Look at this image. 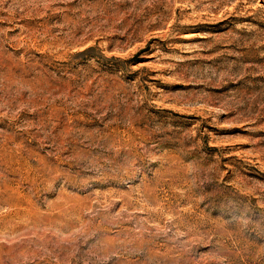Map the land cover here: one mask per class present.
Here are the masks:
<instances>
[{
    "label": "rangeland",
    "instance_id": "rangeland-1",
    "mask_svg": "<svg viewBox=\"0 0 264 264\" xmlns=\"http://www.w3.org/2000/svg\"><path fill=\"white\" fill-rule=\"evenodd\" d=\"M0 264H264V0H0Z\"/></svg>",
    "mask_w": 264,
    "mask_h": 264
}]
</instances>
